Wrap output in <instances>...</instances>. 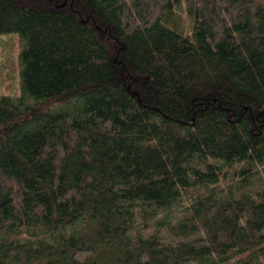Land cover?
I'll return each instance as SVG.
<instances>
[{
    "label": "trees",
    "instance_id": "trees-1",
    "mask_svg": "<svg viewBox=\"0 0 264 264\" xmlns=\"http://www.w3.org/2000/svg\"><path fill=\"white\" fill-rule=\"evenodd\" d=\"M0 34V264H264V0H0Z\"/></svg>",
    "mask_w": 264,
    "mask_h": 264
},
{
    "label": "rangeland",
    "instance_id": "rangeland-1",
    "mask_svg": "<svg viewBox=\"0 0 264 264\" xmlns=\"http://www.w3.org/2000/svg\"><path fill=\"white\" fill-rule=\"evenodd\" d=\"M17 36H9L6 34H0V59H4L6 56L4 54V49L8 42L12 41V52L9 54V59L13 63L12 71L10 73V78L12 77V84L7 86L3 83L2 78L0 77V95L6 92L10 96H15L19 93V80H20V56L19 52L22 50V46L18 41ZM63 106L54 107V109L62 108ZM258 180H255V183H258Z\"/></svg>",
    "mask_w": 264,
    "mask_h": 264
}]
</instances>
